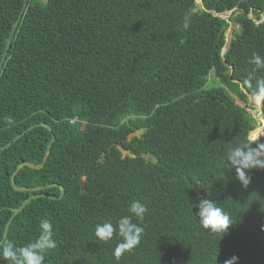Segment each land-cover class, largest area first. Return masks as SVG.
Here are the masks:
<instances>
[{"label":"trees","instance_id":"1","mask_svg":"<svg viewBox=\"0 0 264 264\" xmlns=\"http://www.w3.org/2000/svg\"><path fill=\"white\" fill-rule=\"evenodd\" d=\"M24 1L0 0V60ZM263 12L264 0H29L0 72V148L32 125L52 131L36 126L0 151V240L28 196L51 197L14 217L0 264L44 219L56 247L43 264H264V169L247 170L244 187L227 160L256 127L232 94L247 105L264 80L251 63L264 57ZM230 22L239 28L223 53ZM52 133L44 166H22L15 184L62 185L63 197L59 186L16 191L17 166L40 165ZM202 199L229 215L223 236L201 227ZM136 200L144 231L117 260L121 238L99 241L95 228L131 216Z\"/></svg>","mask_w":264,"mask_h":264},{"label":"clouds","instance_id":"2","mask_svg":"<svg viewBox=\"0 0 264 264\" xmlns=\"http://www.w3.org/2000/svg\"><path fill=\"white\" fill-rule=\"evenodd\" d=\"M184 29L189 27V18L185 16ZM251 63L257 67L264 68V57L253 55ZM254 102L260 104L264 101V80L258 82L257 91L254 93ZM227 160L236 170L237 179L244 187L251 183V177L247 175V170L254 168L264 169V145L249 141L242 146L231 148L227 153ZM199 223L202 228L209 230L213 234L223 236L232 223L229 215L219 207L214 201L202 199L196 205ZM131 216L120 217L115 225L111 222L97 224L95 236L99 241L108 242L114 234L121 238V242L116 245L113 255L117 260L126 253L132 251L140 243L141 235L144 231L140 224L133 222L132 217L142 220L147 211L146 205L136 200L133 201L129 209ZM40 236L38 239L19 250L12 246L3 248L2 256L4 259L14 261V264H43L44 252L56 247L53 238V227L49 220L40 221ZM237 257L233 256L224 261V264H235Z\"/></svg>","mask_w":264,"mask_h":264},{"label":"water","instance_id":"3","mask_svg":"<svg viewBox=\"0 0 264 264\" xmlns=\"http://www.w3.org/2000/svg\"><path fill=\"white\" fill-rule=\"evenodd\" d=\"M28 1L29 0H25L24 1V4H23V7H22V10L19 14V17L17 18V20L15 21L13 27H12V30L10 32V35L9 37L7 38V41H6V44H5V48H4V51L2 53V56H1V60H0V72L3 68V65H4V62L7 58V54H8V51H9V48L11 46V43H12V38L18 28V25L20 23V20L22 18V15L24 14L26 8H27V5H28ZM42 1H47V0H42ZM196 3L200 6V7H203V0H196ZM213 14H218L217 12L215 11H211ZM262 20H264V12L262 13ZM261 20V21H262ZM227 50V44L226 46L224 47L223 49V53ZM262 103L263 101L261 102V107H262ZM36 126H45L48 130L52 131V128L49 124L47 123H39V124H36V125H32L30 126L29 128H27L25 131H23L21 134H19L18 136H16L12 141L8 142L5 146L1 147L0 148V151L2 150H5L6 148L10 147L14 142H16L18 139H20L25 133H27L28 131L32 130L33 128H35ZM55 141V135L52 133V139H51V142L48 144L47 146V149H46V153H45V156L43 158V161L40 165H35L31 162H22L20 163L18 166H17V169L15 170L12 178H11V184L13 186V188L16 190V191H38V190H41V189H44V188H47V187H52V186H59L60 189H61V193H60V196L59 198H62L63 195H64V187L62 185H57V184H53V185H47V186H42V187H37V188H29V187H18L16 186L15 184V175L16 173L18 172V170L22 167V166H28L30 168H33V169H41L47 158H48V155L50 153V150H51V147H52V144L53 142ZM80 186L81 188L84 190L85 189V178L83 180H81L80 182ZM40 196H43V197H48L49 195L47 194H41V193H35L33 195H30L28 196L21 204L18 208L15 209V211L12 213V215L10 216L9 220L7 221L6 225H5V228H4V233H3V238L2 240H0V246L3 244L4 240L6 239L7 235H8V231H9V227H10V224L12 222V220L14 219L15 216H17L23 209L24 207L26 206V204L33 198H36V197H40ZM51 197V196H49Z\"/></svg>","mask_w":264,"mask_h":264},{"label":"rangeland","instance_id":"4","mask_svg":"<svg viewBox=\"0 0 264 264\" xmlns=\"http://www.w3.org/2000/svg\"><path fill=\"white\" fill-rule=\"evenodd\" d=\"M229 15H230V12H227V13L223 14V17L228 18ZM238 28H239V26L235 25L233 22H230V27L226 32L227 47H228V44L230 42V39H231L233 33ZM232 95L236 99V102L238 104H240L241 106H246L247 108H249V112L256 119V127L251 132V134L249 136L250 140L254 141V140L258 139L259 137H264V116L262 115V112H261V103L256 104L254 102L253 96H249V102L247 103V105H245L242 101L238 100L234 94H232ZM258 122H259V124H257ZM258 130H259V133H258ZM138 134H139V132H135L132 135H138ZM123 153L125 154V151H123Z\"/></svg>","mask_w":264,"mask_h":264},{"label":"built area","instance_id":"5","mask_svg":"<svg viewBox=\"0 0 264 264\" xmlns=\"http://www.w3.org/2000/svg\"><path fill=\"white\" fill-rule=\"evenodd\" d=\"M247 110L249 111V108H247ZM76 120H77V118H75V119H73V120H71V121L74 122V121H76ZM257 124H259V122H258Z\"/></svg>","mask_w":264,"mask_h":264},{"label":"bare ground","instance_id":"6","mask_svg":"<svg viewBox=\"0 0 264 264\" xmlns=\"http://www.w3.org/2000/svg\"><path fill=\"white\" fill-rule=\"evenodd\" d=\"M258 133H259V130H258Z\"/></svg>","mask_w":264,"mask_h":264}]
</instances>
